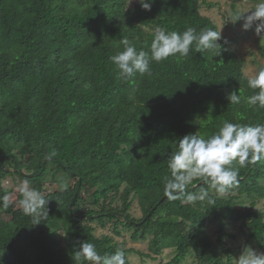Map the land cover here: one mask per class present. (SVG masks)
I'll list each match as a JSON object with an SVG mask.
<instances>
[{"label":"trees","instance_id":"16d2710c","mask_svg":"<svg viewBox=\"0 0 264 264\" xmlns=\"http://www.w3.org/2000/svg\"><path fill=\"white\" fill-rule=\"evenodd\" d=\"M205 3L154 0L147 11L139 0H0V196H9L0 203V264H75L84 241L101 256L123 250L126 264L171 248L166 264H237L252 245L264 253V157L233 161L238 183L224 194L205 177L175 199L164 192L168 157L185 135L207 139L225 121L264 124V107L248 103L259 90L248 85L254 76L236 39L221 34L214 49L193 46L130 79L110 60L124 40L150 55L157 26L220 32ZM7 174L16 184L4 185ZM25 180L48 200L39 219L19 192L11 197ZM201 190L204 200L185 199ZM143 242L146 252L134 246Z\"/></svg>","mask_w":264,"mask_h":264},{"label":"clouds","instance_id":"9594fccd","mask_svg":"<svg viewBox=\"0 0 264 264\" xmlns=\"http://www.w3.org/2000/svg\"><path fill=\"white\" fill-rule=\"evenodd\" d=\"M154 0H139L142 9L150 11ZM247 14V15H245ZM233 24L243 21L242 27L247 30L254 24L256 33L264 39V0H258L255 7L246 13L236 10L230 20ZM221 32L212 28H204L199 32L188 27L183 33L169 31L157 26L150 46V55L137 48L128 40L122 41L123 50L110 57L118 69V75L124 79L132 78L136 73L150 74V62H160L170 56L179 54L185 57L195 48L200 52L214 49L220 44ZM252 89H258L248 98V103H259L264 107V66H260L254 78L248 79ZM230 102H238L235 92L229 94ZM57 155L56 151L46 154V159ZM264 157V124L238 125L225 121L217 134L205 139L198 134L185 135L179 140L178 150L171 152L168 157V167L171 177L166 178L164 184L165 195L175 199L177 195L185 193L187 185L196 177H205L212 189L218 194H224L234 184L238 183L239 170L232 167L233 161L243 166L248 161H257ZM18 191L21 195L19 203L26 214L39 219L48 214V200L34 188L29 187L28 181H23ZM207 196L205 190L201 193H188L185 199L188 202L204 200ZM0 203L7 207L9 196H0ZM38 224V223H37ZM75 264L90 261L92 264H126L125 253L117 249L113 254L101 256L91 242H82L74 252ZM237 264H264V253H258L252 248H245Z\"/></svg>","mask_w":264,"mask_h":264},{"label":"rangeland","instance_id":"374dc122","mask_svg":"<svg viewBox=\"0 0 264 264\" xmlns=\"http://www.w3.org/2000/svg\"><path fill=\"white\" fill-rule=\"evenodd\" d=\"M206 3L202 6V13L205 16H209L214 20V22L218 25L219 31L228 40L236 39V42L232 43L234 49H236L237 54L242 56L245 61H247L248 66L246 67V72L251 75L255 76L259 65L255 64L254 61H258L261 65H264V58L260 56L259 47L264 44V39L261 41V36L256 33V27H251L247 29V33L244 34V28L242 27L243 21H239L233 24L230 20L232 13L235 11L232 7V3L235 2L236 9L239 10L241 13H246L251 11L258 0H202ZM212 5V6H209ZM247 15V14H245ZM9 175H5L4 185L5 186H12L16 184L12 177H8ZM45 186H49V184H45ZM18 187H15L14 193L11 197L16 200L18 195ZM57 184H52L50 186L51 189H55ZM259 209L264 210V200H262L259 205ZM6 218V217H5ZM112 226L108 225L106 228L98 227L96 233L99 235L103 232L107 231L110 233ZM129 236V234H127ZM121 237H119L120 239ZM137 249H141V251H147V243L143 242L140 244L134 245ZM253 246V250L257 251L258 253H263L259 250L258 247ZM174 250L167 249L165 250L159 257L158 260L147 261L145 264H166L170 262L171 259L174 257ZM132 264H144L142 263L141 259L137 256L133 257ZM183 264H195V261L192 258H188Z\"/></svg>","mask_w":264,"mask_h":264}]
</instances>
